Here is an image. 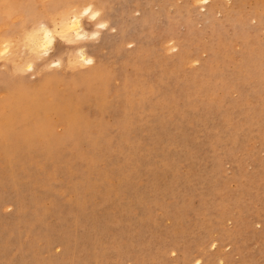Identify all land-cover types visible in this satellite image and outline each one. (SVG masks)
Returning a JSON list of instances; mask_svg holds the SVG:
<instances>
[{
  "label": "rangeland",
  "instance_id": "obj_1",
  "mask_svg": "<svg viewBox=\"0 0 264 264\" xmlns=\"http://www.w3.org/2000/svg\"><path fill=\"white\" fill-rule=\"evenodd\" d=\"M55 1L0 0V31L12 12L16 36L35 21L51 26L76 0L52 9ZM18 2L39 17L23 24ZM91 3L101 19L85 15L86 33L56 37L35 69L15 58L22 46L1 48L0 264H87L97 255L101 264H264V0H77V9ZM82 46L97 78L72 65ZM44 77L53 82L41 86ZM121 171L133 180L120 186L126 199L116 192Z\"/></svg>",
  "mask_w": 264,
  "mask_h": 264
},
{
  "label": "bare ground",
  "instance_id": "obj_2",
  "mask_svg": "<svg viewBox=\"0 0 264 264\" xmlns=\"http://www.w3.org/2000/svg\"><path fill=\"white\" fill-rule=\"evenodd\" d=\"M10 1V0H9ZM28 1V0H27ZM68 1H71V0H56L54 3H53V8L52 9H57V8H60V6L62 5V4H65V3H67ZM73 1H75V0H73ZM103 3H105V2H103ZM12 5H13V3H12ZM0 6H1V4H0ZM73 7H74V9L72 8V7H70V8H72V9H67V10H69V12L67 11V12H63V13H61L60 12V14H61V16L60 17H58V21L55 19V17H54V19H53V25H48V24H46V23H44V21L43 22H41V23H39L38 21H35V22H33V24H32V26L33 27H31L30 28V26H25L24 27V31L23 32H21V30H20V32L21 33H18V35L16 36L15 34H13V29L15 28V22H14V12H12V13H8V15L7 16H5V19L6 20H8V27L4 30V32L3 31H0V32H2V34L0 35V52H3V50H4V48H5V50H6V52L4 51V53H6V54H13V53H17V51L19 50H17V46L19 45V47L20 46H22L23 48H25L24 50H23V48H22V50H23V52L21 53V55L20 54H18L17 56L18 57H15L16 59H18V62H20L19 64H21V67L23 68L22 70H26V69H35V67H36V60H38V59H47V60H49L48 58H46L45 57V54L46 55H48V53H49V51L52 49V46H53V44H54V41H55V39H56V37H60V38H62V39H64V40H67V41H77L75 38L77 37H79V36H82L84 33H86V28H85V25H84V22H83V17L85 16V15H87L88 13H94V15H95V17H97V19L99 18V20L101 19L100 18V16H101V11H100V9H98V7H94V5L91 3V4H89V5H85V7L84 8H82L81 9V11L82 12H80L79 11V9H77V0L74 2V4H73ZM79 8V7H78ZM104 8V7H103ZM103 8H101V9H103ZM14 11L15 12H23V18L21 19V21H22V23L23 24H26L28 21H32V20H34V19H36L37 17H39V15H38V13H40L38 10L37 11H34V10H32V7L30 8L29 7V5L28 4H24V3H21V2H18L15 6H14ZM28 10H29V12H28ZM43 11H47V9H45V10H43ZM1 13H3V10H2V8L0 7V14ZM30 13V14H29ZM52 16V15H51ZM54 16V15H53ZM3 19V17H0V22H1V20ZM98 20V21H99ZM4 21V20H3ZM40 21V20H39ZM100 22V21H99ZM30 23V22H29ZM101 24H103V21L102 22H100ZM100 24V25H101ZM104 24H105V22H104ZM103 24V25H104ZM28 25V24H27ZM99 25V24H98ZM75 39V40H74ZM4 44H6V45H4ZM71 47V46H70ZM3 50H2V49ZM81 47H79V49H80ZM82 48H84V49H80V51H79V53L77 52L76 53V51H78V50H75V53H74V58H71L70 56H69V58H71L72 59V65L74 66V67H78L79 65H87V66H90L89 67V71L87 72V70H85L84 69V71L85 72H87V73H85V74H87L89 77H95V78H97L96 76H98L99 75V72H100V66H99V64L96 62V59H95V57H94V55H92L91 53H89L87 50H85L86 48L84 47V46H82ZM66 49V48H65ZM63 51H64V49H63ZM67 52V51H66ZM69 52V51H68ZM70 53V52H69ZM50 54V53H49ZM78 54V55H77ZM15 56H16V54H15ZM19 56H21V57H19ZM73 57V56H72ZM64 58V57H63ZM67 58V57H66ZM65 58V59H66ZM20 59L22 60V61H20ZM60 59V58H59ZM70 59V60H71ZM35 60V61H34ZM58 61H60V62H58V65L60 66L62 63H61V60H58ZM182 61V60H181ZM24 63H26V68H25V64ZM24 66H23V65ZM21 70V69H20ZM21 70V71H22ZM199 71V70H198ZM198 71H196V72H198ZM78 72V71H77ZM83 72V71H82ZM205 72V71H204ZM203 72V73H204ZM108 73V72H107ZM223 73V72H222ZM78 74H79V72H78ZM83 74V73H82ZM195 74V73H194ZM198 74H199V72H198ZM86 75V76H87ZM85 76V75H84ZM196 76V75H195ZM194 76V77H195ZM26 77V76H25ZM72 77V76H71ZM79 77V75L77 76V78ZM101 77V76H100ZM103 77V76H102ZM101 77V78H102ZM161 77H163V76H161ZM193 77V76H192ZM191 77V78H192ZM202 77V76H201ZM15 78V77H14ZM66 78V77H65ZM88 78V77H87ZM107 78V77H106ZM22 79V78H21ZM20 79V80H21ZM67 79V78H66ZM105 79V78H104ZM195 79V78H194ZM14 80V79H13ZM15 80H18V79H15ZM20 80H18V81H20ZM53 79H49V78H47V77H44V78H42V80H41V86H48L50 83H51V81H52ZM72 81H70V82H73L74 81V79L72 78L71 79ZM54 81L55 82H59L60 81V79L58 78V77H55L54 78ZM78 81V80H77ZM84 80H82V81H80V82H83ZM103 81V80H102ZM125 81V80H124ZM189 81V80H188ZM219 81H221V80H219ZM14 82V81H13ZM22 82V81H21ZM24 82H25V80H24ZM53 82V81H52ZM79 82V81H78ZM104 82L106 83V81L104 80ZM223 82V81H222ZM221 82V83H222ZM30 83V82H29ZM32 83V82H31ZM75 83H76V80H75ZM86 83V82H85ZM108 83V82H107ZM127 83V82H126ZM188 83V82H187ZM24 83H22V85H23ZM33 84V83H32ZM103 84V83H102ZM190 84V83H189ZM193 84V83H192ZM20 85V84H19ZM25 85V84H24ZM23 85V86H24ZM29 85V84H28ZM73 85V84H72ZM99 84H97V86H98ZM107 85V84H106ZM193 85H195V83L193 84ZM185 86H187V84L185 85ZM196 86H197V84H196ZM70 87V86H69ZM73 87V86H72ZM99 87V86H98ZM102 87V86H101ZM142 88V87H141ZM186 89H188L187 87H185ZM184 88V89H185ZM196 87H194V89H195ZM105 89V88H104ZM158 89V88H157ZM198 89V88H197ZM196 89V90H197ZM154 90V89H153ZM34 92H37V91H35V90H33ZM66 91V90H65ZM88 91H89V89H88ZM186 91H188V90H186ZM190 92H191V90H189ZM67 92V91H66ZM69 92V91H68ZM72 92V91H71ZM93 92H94V90H93ZM160 92V91H159ZM185 92V91H184ZM183 92V93H184ZM87 93V92H86ZM161 93V92H160ZM180 93V92H179ZM186 93V92H185ZM72 94V93H71ZM75 94V93H74ZM74 94L72 95L73 97H74ZM88 94V93H87ZM93 94V93H92ZM156 94V93H155ZM155 94H153L152 95V97H154V95ZM181 94V93H180ZM61 95V94H60ZM66 95H67V93H66ZM158 95V94H157ZM61 96H63V95H61ZM71 96V95H70ZM72 96L70 97L71 99H72ZM82 96V95H81ZM84 96V95H83ZM91 96V95H90ZM105 96V95H104ZM103 96V97H104ZM189 96V95H188ZM192 96V95H191ZM65 97V96H64ZM64 97H62V98H64ZM78 96L76 95V98H77ZM80 97V96H79ZM99 97V96H98ZM185 97V96H184ZM61 98V99H62ZM75 98V99H76ZM81 98V97H80ZM80 98H78V99H80ZM85 98H87V97H85ZM160 98V97H159ZM176 98V97H175ZM175 98H174V100H175ZM188 98V97H187ZM74 99V100H75ZM77 99V100H78ZM158 99V98H157ZM177 99V98H176ZM190 99V98H189ZM74 100H73V102L72 103H74V105H73V108H75V105H77V102H74ZM84 100V99H83ZM148 100H149V97H148ZM151 100V99H150ZM173 99H171V101H172ZM68 101V100H67ZM90 101H92V100H90ZM104 101V105H105V107H106V104H105V100H103ZM137 101V100H136ZM61 102H63V99H62V101H60V103ZM81 102H83V101H81ZM133 102V101H132ZM149 102H151L152 103V101H149ZM179 102V101H178ZM190 102V101H189ZM192 102V101H191ZM60 103H59V105H60ZM65 103V102H64ZM79 103V102H78ZM87 103H89V101L87 102ZM99 103H101V100H100V102ZM164 103V102H163ZM157 104V103H156ZM155 104V105H156ZM170 104H172V102H170ZM64 105V104H63ZM96 105H98V103L96 104ZM103 105V106H104ZM153 105H154V103H153ZM152 105V106H153ZM243 105V104H242ZM241 105V106H242ZM102 105L100 104V107H101ZM146 106V105H145ZM150 106V105H149ZM148 106V107H149ZM99 107V108H100ZM147 107V106H146ZM155 107V106H154ZM157 107H159V106H157ZM163 107V106H162ZM174 107V106H173ZM187 107H188V105H187ZM137 108V107H136ZM164 108V107H163ZM205 108V107H204ZM243 108V107H242ZM127 109V108H126ZM141 109H143V108H141ZM149 109H151V108H149ZM177 109V108H176ZM189 109V108H188ZM206 109H209V108H206ZM21 110H24V107H21ZM103 110V109H102ZM153 110V109H152ZM158 110V109H157ZM170 110H172V109H170ZM185 110V109H184ZM186 110H187V108H186ZM212 110V109H211ZM20 111V110H19ZM124 111V110H123ZM149 111V110H148ZM156 111V110H155ZM176 111V110H175ZM177 111H178V109H177ZM21 112V111H20ZM23 112V111H22ZM21 112V113H22ZM153 112H154V110H153ZM152 112V113H153ZM160 112V111H159ZM171 112V111H170ZM125 113V112H124ZM123 113V116L125 117V114ZM145 113V112H144ZM156 113V112H155ZM173 113V112H172ZM181 113H182V111H181ZM130 114V113H129ZM137 114V113H136ZM138 114H140V113H138ZM146 114H148L147 112H146ZM150 115H152L151 113H149ZM157 114V113H156ZM163 114V113H162ZM184 114V113H183ZM182 114V115H183ZM122 115V114H121ZM141 115H142V113H141ZM140 115V116H141ZM145 115V114H144ZM155 115V114H154ZM181 115V114H180ZM122 116V117H123ZM127 116V115H126ZM138 116V115H137ZM136 116V117H137ZM187 116H188V114H187ZM118 117V116H117ZM124 117L122 118V119H124ZM163 117H164V115H163ZM129 118V117H128ZM140 118V117H139ZM149 118H151V117H149ZM167 118V117H166ZM184 118V117H183ZM188 118V117H187ZM260 118V117H259ZM117 119V118H116ZM127 119V118H126ZM138 119V118H137ZM141 119V118H140ZM148 119V118H147ZM152 119H153V117H152ZM155 119V118H154ZM162 119V118H161ZM180 119V118H179ZM182 119V118H181ZM65 122H63V123H66L67 121H70V120H67V119H63ZM118 120V119H117ZM129 120V119H128ZM139 120V119H138ZM182 120H184V119H182ZM124 121V120H123ZM126 121V120H125ZM143 121V120H142ZM161 120H159V122H160ZM163 121V120H162ZM178 121V120H177ZM258 121V120H257ZM60 122V121H59ZM126 122H128V121H126ZM164 122V121H163ZM176 122V121H175ZM182 122H184V121H182ZM130 123V122H129ZM129 123H126L127 125L129 124ZM142 123V122H141ZM148 123V122H147ZM160 123H162V122H160ZM126 124H124L123 123V126H126ZM137 124V123H136ZM139 124V123H138ZM157 124V123H156ZM173 124H174V122H173ZM180 124V123H179ZM178 124V125H179ZM154 125V124H153ZM158 125H160V124H158ZM184 125V124H183ZM119 126V125H118ZM120 126H121V124H120ZM123 126L122 127H120L121 129H123ZM129 126V125H128ZM155 126H157V125H155ZM154 126V127H155ZM162 126V125H161ZM175 126V125H174ZM135 127V126H134ZM169 127H171V126H169ZM180 127V126H179ZM174 128H176V127H174ZM174 128H172L173 130H174ZM132 129V128H131ZM161 129V128H160ZM163 130H164V128H162ZM181 129H183V128H181ZM262 129V128H261ZM133 130V129H132ZM170 130V129H169ZM156 131V130H155ZM167 131V130H166ZM182 131V130H181ZM67 132V131H66ZM71 133H72V131H70ZM123 134H125L126 132H127V129H126V127H124V129H123ZM177 132H178V130H177ZM176 132V133H177ZM73 133H74V131H73ZM159 133V132H158ZM164 133V132H163ZM170 133V132H169ZM169 133H167V134H169ZM173 133H174V131H173ZM178 133H180L181 134V132L179 131ZM120 134V133H119ZM166 134V133H165ZM69 135H73V134H69ZM91 135V134H90ZM87 136L88 138H90L91 139V136ZM93 135V134H92ZM126 135V134H125ZM128 135V134H127ZM172 135V134H171ZM119 136V135H118ZM121 136H122V134H121ZM120 136V137H121ZM155 136V135H154ZM160 136V135H159ZM165 137H166V135H164ZM163 136V137H164ZM60 137V136H59ZM157 135H156V139L155 140H157ZM162 137V138H163ZM167 137H168V135H167ZM180 137V136H179ZM178 137V138H179ZM94 138V137H93ZM122 138H123V136H122ZM124 138H126V136L124 137ZM160 138V140L162 139L161 137H159ZM171 138V137H170ZM177 138V139H178ZM127 139V138H126ZM69 140H70V138H69ZM89 140V139H88ZM172 140V139H171ZM175 140V139H174ZM179 140V139H178ZM63 141V140H62ZM68 141V140H67ZM89 141H92V139L91 140H89ZM105 142V141H104ZM120 142V141H119ZM168 142H169V140H168ZM63 143V142H62ZM94 143V142H93ZM167 144H169V143H167ZM102 146V145H101ZM111 147V143L110 144H104V147L102 148H99L100 147V144H99V147L98 148H96V150L97 151H99V154L101 155V154H103V153H105L106 152V150L107 149H109L108 147ZM114 146V145H113ZM117 146V145H116ZM130 146H132V145H130ZM135 146V147H134ZM153 146H155V143H154V145ZM50 147V146H49ZM49 147H48V149H49ZM59 147V146H58ZM167 147H169V146H167ZM77 148V147H76ZM133 148H135V150L134 151H132L133 153H130V156H131V158H135L136 159V162H137V164H138V166H139V164H140V160H139V156H141V153L143 152L140 148H139V145L138 144H136V145H133ZM166 148V147H165ZM170 148V147H169ZM13 149V148H12ZM32 149H34V147L32 148ZM106 149V150H105ZM167 149V148H166ZM29 150V149H28ZM58 150H59V148H58ZM156 150V149H155ZM168 150V149H167ZM41 152H42V150H40ZM46 151V150H45ZM130 151V150H129ZM128 151V152H129ZM154 151V150H153ZM164 151H166V150H164ZM164 151H161V152H163L164 153ZM14 152V151H13ZM19 152V151H18ZM26 152V151H25ZM171 152V151H170ZM137 153H140V155L138 154V155H136ZM144 153V152H143ZM143 153H142V155H143ZM158 153V152H157ZM126 154H127V151H126ZM168 154H169V152H168ZM171 154V153H170ZM174 154V153H173ZM23 155V154H22ZM57 155V154H56ZM59 155V154H58ZM50 156V155H49ZM69 156H70V154H69ZM68 156V157H69ZM129 156V155H128ZM166 156V155H165ZM164 156V157H165ZM53 157V155L51 156V158ZM72 156H70V158H71ZM143 157V156H142ZM152 157H154V156H152ZM163 157V159H165ZM172 157V156H171ZM54 158V157H53ZM52 158V159H53ZM141 158V157H140ZM64 159H65V157H64ZM158 159V158H157ZM156 159V160H157ZM170 159V158H169ZM51 160V159H50ZM168 160V159H167ZM16 161V160H15ZM26 161H28V160H26ZM127 161V160H126ZM147 161V160H146ZM152 161V160H151ZM161 161V160H160ZM163 161H165V160H163ZM33 162V161H32ZM167 162V161H166ZM21 163V162H20ZM31 163V162H30ZM126 162H124V164H125ZM154 163V162H153ZM126 164H128V163H126ZM131 164H132V162H131ZM167 164V163H166ZM166 164L164 165V163L163 164H161V166L162 165H164L166 168H167V166H166ZM193 164V163H192ZM9 165H10V163H9ZM36 165V164H35ZM48 165V164H47ZM144 165V164H143ZM12 166V165H11ZM17 166V165H16ZM129 166V165H128ZM135 166H136V164H135ZM159 166V164L157 165V164H153V165H150V166H148L149 168L150 167H152V169H153V167H158ZM53 167V166H52ZM110 167V166H109ZM108 167V169H106L107 171V173H105V172H102V173H100L101 174V176L103 175L104 177H105V180H107V176H108V173L109 172H111V168H109ZM131 167V166H130ZM143 167V166H142ZM143 168H145L146 169V167H143ZM148 168V169H149ZM20 169H21V166H20ZM119 169V168H118ZM117 169V170H118ZM139 169H141L140 167H139ZM152 169L150 168V170H149V172H151L152 171ZM163 169V168H162ZM168 169V168H167ZM175 169V168H174ZM143 170V169H142ZM173 170V169H172ZM141 171V170H140ZM149 172H145V173H149ZM160 172V171H159ZM143 173V172H142ZM154 174V173H153ZM159 174V173H158ZM166 174V173H165ZM175 174V173H174ZM48 175V174H47ZM150 175V174H149ZM157 175V174H156ZM161 175V174H160ZM169 175V174H168ZM133 176V175H132ZM40 177V176H39ZM41 177H42V175H41ZM153 177V176H152ZM157 177V176H156ZM102 178V177H101ZM253 178V177H252ZM42 180V179H41ZM99 180H100V178H99ZM104 180V179H103ZM118 180L120 181V184H119V187L118 188H116V192L117 193H119L118 195L119 196H121V198H123V199H126V198H124V196H122L121 195V190H120V186L122 187L123 185H124V183L127 181V182H130V183H133V180L131 179V177L129 176V174L127 173V172H123V171H121V172H119L118 173ZM12 181H14V180H12ZM27 180H25V182H26ZM87 181V180H86ZM96 181H98V180H96ZM101 181V180H100ZM135 181V180H134ZM85 182V181H84ZM94 182V181H93ZM105 182V181H104ZM103 181H102V183H104ZM126 182V183H127ZM2 183V182H1ZM99 183V182H98ZM88 184V183H87ZM91 184H93V183H91ZM90 184V185H91ZM94 184H96V182L94 183ZM135 184V183H134ZM97 185V184H96ZM104 185H105V183H104ZM103 185V186H104ZM130 185H132V184H130ZM137 185V184H136ZM87 186V185H86ZM93 186V185H92ZM138 186V185H137ZM134 187V186H133ZM132 187V188H133ZM89 188V187H88ZM88 188H87V190H88ZM93 188V187H92ZM132 188H130V189H132ZM5 189V188H4ZM108 189V188H107ZM124 189V188H123ZM90 190V189H89ZM92 190V189H91ZM94 190V189H93ZM111 190H115V189H112V188H109L108 190H107V193L109 192V191H111ZM125 190V189H124ZM33 191V190H32ZM132 191H134L135 192V190H132ZM88 192V191H87ZM126 192V191H125ZM88 193H90V192H88ZM123 193V192H122ZM138 193V191H136V194ZM140 193H142V192H140ZM128 194V193H127ZM132 194H134V193H132ZM109 195H110V193H109ZM139 195V194H138ZM105 196V195H104ZM114 196H115V194H114ZM128 196V195H127ZM134 196V195H133ZM142 196V195H141ZM78 197V196H77ZM130 197H132V196H130ZM107 198V197H106ZM139 199H140V197H139ZM142 199V198H141ZM81 200V199H80ZM107 200V199H106ZM128 200V199H127ZM132 200V199H131ZM134 200H136V198L134 199ZM133 200V201H134ZM138 200V199H137ZM81 201H83V200H81ZM121 201H123V200H121ZM140 201V200H139ZM77 202V201H76ZM84 202V201H83ZM118 202H120V201H118ZM129 203H130V201H128ZM77 203H79V202H77ZM128 203V204H129ZM116 204H118V205H120L119 203H117L116 202ZM79 205V204H78ZM75 206H76V204H75ZM80 206H81V204H80ZM83 206V205H82ZM130 207V206H129ZM3 208V207H2ZM123 208V207H122ZM115 209V208H114ZM118 210V209H117ZM124 210V209H123ZM133 213V212H132ZM40 220V219H39ZM17 223V222H16ZM27 223V222H26ZM235 224V223H234ZM20 226V225H19ZM106 226V225H105ZM222 230H224V229H222ZM220 232V231H219ZM230 233V232H229ZM228 232H227V234H229ZM233 233L234 232H232V235H233ZM217 234H218V232H217ZM225 234H226V232H225ZM224 234V235H225ZM231 234V233H230ZM237 234V233H236ZM231 235V236H232ZM215 236V235H214ZM218 236V235H217ZM230 236V235H229ZM231 236H230V238H231ZM236 236V235H235ZM238 236H239V233H238ZM226 237V236H225ZM208 238V237H207ZM219 238V237H218ZM223 238V237H222ZM229 238V237H228ZM237 238V237H236ZM236 238L234 239V240H236ZM213 239V237L211 238L210 237V241ZM219 240H221V239H219ZM229 240V239H228ZM227 241V240H226ZM224 242V241H223ZM234 242V241H233ZM206 243V242H205ZM217 243H218V239H215V240H213V246L212 247H214L215 245H217ZM229 243H231V242H229ZM228 244V243H227ZM232 244H234V243H232ZM237 243L235 242V245H236ZM46 245V244H45ZM237 245H239V244H237ZM236 245V246H237ZM61 246V245H60ZM202 246V245H201ZM229 246V245H228ZM241 246V245H240ZM179 247V246H178ZM211 247V248H212ZM181 248H183V247H181ZM177 249V248H176ZM184 249V248H183ZM215 249V248H214ZM165 250H166V248H165ZM178 250V249H177ZM198 250H199V248H198ZM242 250V249H241ZM211 251V250H210ZM213 251V250H212ZM172 252H174V251H172ZM171 252V253H172ZM177 252V251H176ZM185 252V251H184ZM184 252H182L181 251V254L182 253H184ZM216 252V251H215ZM95 253V252H94ZM175 253V252H174ZM188 253V252H187ZM186 254V253H185ZM194 254V253H193ZM192 254V255H193ZM217 254H219V253H217ZM163 255V254H162ZM191 255V254H190ZM191 255V256H192ZM98 256V255H97ZM97 256L95 257V256H93V257H91V258H89L90 260L88 261V263L87 264H101L102 262H101V260L100 259H98L99 258V256H98V258H97ZM185 256V255H184ZM197 255H194L193 256V258L194 257H196ZM200 256V255H199ZM204 256H205V254H204ZM213 256V255H212ZM225 256H228V255H225ZM76 257V256H75ZM75 257H74V259H75ZM87 257H89V256H87ZM159 257V256H158ZM161 257V256H160ZM159 257V258H160ZM186 257V256H185ZM222 257V256H221ZM182 258V257H181ZM190 258H192V257H190ZM189 258V259H190ZM217 259H218V256L216 257ZM220 258V257H219ZM77 259V258H76ZM80 259H82V258H80ZM153 259V258H152ZM161 259V258H160ZM163 259H164V257H163ZM208 259V258H207ZM206 259V261H208ZM88 260V259H87ZM155 260V259H154ZM167 260V259H166ZM166 260H163V261H166ZM175 260V259H174ZM210 260V259H209ZM216 260V259H215ZM83 261V260H82ZM81 261V263H83ZM156 261V260H155ZM161 261V260H160ZM159 261V262H160ZM179 261V260H178ZM213 261V260H212ZM232 261H233V259H232ZM244 261H246V259L244 260ZM87 262V261H86ZM183 262V261H182ZM197 264H202V259L201 258H197L196 259V261H195ZM248 262V261H247ZM40 263V262H39ZM73 263V262H72ZM84 263H85V260H84ZM164 263V262H163ZM170 263V262H169ZM208 263V262H207ZM210 263V262H209ZM221 263V262H220ZM80 264V263H79ZM158 264H160V263H158Z\"/></svg>",
  "mask_w": 264,
  "mask_h": 264
}]
</instances>
